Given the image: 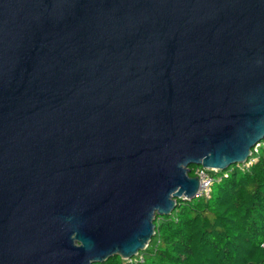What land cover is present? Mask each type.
I'll list each match as a JSON object with an SVG mask.
<instances>
[{"label": "water", "instance_id": "obj_1", "mask_svg": "<svg viewBox=\"0 0 264 264\" xmlns=\"http://www.w3.org/2000/svg\"><path fill=\"white\" fill-rule=\"evenodd\" d=\"M263 140L264 0H0V264L131 260Z\"/></svg>", "mask_w": 264, "mask_h": 264}, {"label": "trees", "instance_id": "obj_2", "mask_svg": "<svg viewBox=\"0 0 264 264\" xmlns=\"http://www.w3.org/2000/svg\"><path fill=\"white\" fill-rule=\"evenodd\" d=\"M251 159L247 167L211 171L209 197L178 199L171 215L157 216L138 256L94 264H264V140Z\"/></svg>", "mask_w": 264, "mask_h": 264}, {"label": "built area", "instance_id": "obj_3", "mask_svg": "<svg viewBox=\"0 0 264 264\" xmlns=\"http://www.w3.org/2000/svg\"><path fill=\"white\" fill-rule=\"evenodd\" d=\"M259 144L253 149V152H258ZM252 158V157H251ZM249 159L244 164H238L239 167H247L252 163V159ZM211 170V169H210ZM195 176L200 179V191L198 197H209L211 195L212 184L214 183V177L208 168L198 166L195 168Z\"/></svg>", "mask_w": 264, "mask_h": 264}, {"label": "rangeland", "instance_id": "obj_4", "mask_svg": "<svg viewBox=\"0 0 264 264\" xmlns=\"http://www.w3.org/2000/svg\"><path fill=\"white\" fill-rule=\"evenodd\" d=\"M209 171L211 172V171H215V170H212V169L210 170V169H209Z\"/></svg>", "mask_w": 264, "mask_h": 264}]
</instances>
